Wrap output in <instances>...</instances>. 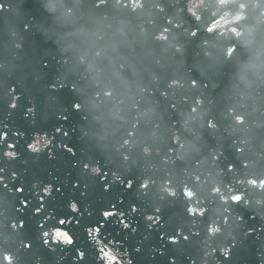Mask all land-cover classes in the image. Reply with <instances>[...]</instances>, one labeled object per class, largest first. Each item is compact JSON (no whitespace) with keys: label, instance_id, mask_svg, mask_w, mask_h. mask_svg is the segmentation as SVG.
Here are the masks:
<instances>
[{"label":"water","instance_id":"1","mask_svg":"<svg viewBox=\"0 0 264 264\" xmlns=\"http://www.w3.org/2000/svg\"><path fill=\"white\" fill-rule=\"evenodd\" d=\"M0 264H264V0H0Z\"/></svg>","mask_w":264,"mask_h":264},{"label":"clouds","instance_id":"2","mask_svg":"<svg viewBox=\"0 0 264 264\" xmlns=\"http://www.w3.org/2000/svg\"><path fill=\"white\" fill-rule=\"evenodd\" d=\"M6 155H9V154H6ZM67 239V238H66ZM69 243H70V241H69Z\"/></svg>","mask_w":264,"mask_h":264}]
</instances>
